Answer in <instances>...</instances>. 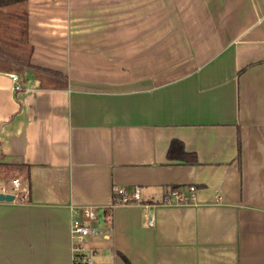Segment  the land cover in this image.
Listing matches in <instances>:
<instances>
[{
  "label": "crops",
  "instance_id": "1",
  "mask_svg": "<svg viewBox=\"0 0 264 264\" xmlns=\"http://www.w3.org/2000/svg\"><path fill=\"white\" fill-rule=\"evenodd\" d=\"M24 11L12 24L27 41L0 47V195L13 198L0 264H73V208L107 207L115 187L140 188L143 207L114 209L108 235L85 243L97 264H264V0ZM30 53L67 88L35 86ZM174 142L197 163L169 160ZM173 188L195 201L164 206Z\"/></svg>",
  "mask_w": 264,
  "mask_h": 264
},
{
  "label": "built area",
  "instance_id": "2",
  "mask_svg": "<svg viewBox=\"0 0 264 264\" xmlns=\"http://www.w3.org/2000/svg\"><path fill=\"white\" fill-rule=\"evenodd\" d=\"M15 84L14 90L22 92L26 87L22 84L21 77L11 75ZM35 80V79H34ZM34 85L40 87L39 81ZM14 187L19 189L18 181L13 182ZM196 188H190L187 192L177 191L166 197L164 206L187 205L195 201ZM142 192L140 188L115 187L113 190V203L107 207H82L73 208V220L71 223V254L73 264H97L96 253L86 247L85 243L90 239L105 238L111 230L113 210L121 207H143ZM145 225L149 228L155 226L152 216L145 218Z\"/></svg>",
  "mask_w": 264,
  "mask_h": 264
},
{
  "label": "trees",
  "instance_id": "3",
  "mask_svg": "<svg viewBox=\"0 0 264 264\" xmlns=\"http://www.w3.org/2000/svg\"><path fill=\"white\" fill-rule=\"evenodd\" d=\"M29 0H0V11L11 9V8H21V7H27ZM30 56L31 53L28 56L27 63L23 64L24 68L27 69L29 72H32L34 75L35 80L39 81L40 83H47V87L49 88H55L60 90H65L67 88V77L47 71L44 69L36 68L30 64ZM13 72L18 73V68L13 67ZM168 159L171 161H182L190 165H194L197 163V159L195 155H189L185 153L184 145L180 142H174L169 150L168 153ZM29 173V168H27ZM179 190L178 188H173V191L171 192H177Z\"/></svg>",
  "mask_w": 264,
  "mask_h": 264
},
{
  "label": "rangeland",
  "instance_id": "4",
  "mask_svg": "<svg viewBox=\"0 0 264 264\" xmlns=\"http://www.w3.org/2000/svg\"><path fill=\"white\" fill-rule=\"evenodd\" d=\"M24 10H26L25 7L11 8V9L9 8V9L0 11V14H2L0 15V20H3L2 27L0 28V47L1 48H7L10 42V37H11L10 35L12 32H13V35L19 34L20 38H23L25 39V41H27V38H28L27 31L28 30L26 29L25 25L24 26L23 24L19 25V28L16 29L14 28L12 24L15 21L27 22L28 20L26 16L27 13L26 14L23 13L25 12ZM11 11L16 12V13H12ZM27 50L29 53L31 48L28 46ZM10 183L12 184V182Z\"/></svg>",
  "mask_w": 264,
  "mask_h": 264
},
{
  "label": "water",
  "instance_id": "5",
  "mask_svg": "<svg viewBox=\"0 0 264 264\" xmlns=\"http://www.w3.org/2000/svg\"><path fill=\"white\" fill-rule=\"evenodd\" d=\"M11 200H13V198L10 197V196H3V195H0V201H7V202H10Z\"/></svg>",
  "mask_w": 264,
  "mask_h": 264
}]
</instances>
